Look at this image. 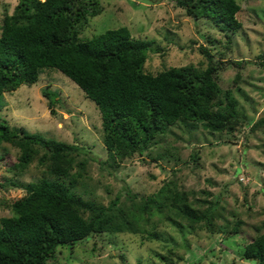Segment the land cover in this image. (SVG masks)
I'll return each mask as SVG.
<instances>
[{
	"label": "rangeland",
	"instance_id": "rangeland-1",
	"mask_svg": "<svg viewBox=\"0 0 264 264\" xmlns=\"http://www.w3.org/2000/svg\"><path fill=\"white\" fill-rule=\"evenodd\" d=\"M235 1L239 26L231 30L208 19L194 24L174 0H99L100 13L79 34L88 38L126 26L131 37L160 48L147 52L143 69L151 73L183 65L202 71L206 59L198 45L214 59L241 60L238 67L227 64L216 71L218 86L229 89L235 100L234 115L221 131L180 119L165 126L141 153L111 156L102 142L97 108L61 72L47 68L34 83L2 93L0 121L9 128L84 149L74 154L69 170L79 173L72 190L81 199L107 206L118 197L116 206L124 207L129 204L126 189L135 202L166 183L183 197L152 213L141 233L95 235L58 247L45 264H249L238 253L264 226V124L250 129L264 115V67L258 63L264 52V0ZM16 2L0 0V21ZM44 89L58 96L53 114L41 96ZM17 153L8 143L0 145V217L12 213L13 201L32 184L53 177L38 162L39 154L15 174L10 165ZM182 206L215 217L207 224H190L178 211Z\"/></svg>",
	"mask_w": 264,
	"mask_h": 264
},
{
	"label": "trees",
	"instance_id": "trees-1",
	"mask_svg": "<svg viewBox=\"0 0 264 264\" xmlns=\"http://www.w3.org/2000/svg\"><path fill=\"white\" fill-rule=\"evenodd\" d=\"M174 4L194 24L208 19L222 28L236 30L239 26L235 0H174ZM100 11L99 0H17L12 12L4 13L0 21V99L3 92L34 83L42 70L61 72L97 108L102 142L111 156L141 153L165 126L180 119L201 122L214 131L223 129L234 115L235 100L229 89L218 86L216 71L227 64L238 67L241 60L214 59L198 45L206 59L202 71L191 65L145 71L147 52L160 48L150 40L131 37L126 26L88 38L79 36L88 19ZM258 63L264 67V52L259 53ZM41 96L53 114L58 96L47 89ZM263 124L264 115L250 129ZM2 143L18 150L10 165L15 174L23 173L39 154L38 162H44L53 177L32 184L13 201L12 213L0 217V264H45L54 259L58 247L95 235L141 233L152 213L181 201L182 195L166 183L135 202L126 189L129 204L124 207L116 206L118 197L107 206L95 204L72 190L79 173L69 170L74 154L84 151L82 147L9 128L0 121ZM178 211L190 224H207L215 217H207V210L189 212L186 206ZM238 257L249 264H264V226L243 245Z\"/></svg>",
	"mask_w": 264,
	"mask_h": 264
}]
</instances>
